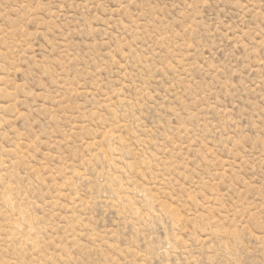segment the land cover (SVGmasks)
Masks as SVG:
<instances>
[{
	"label": "rangeland",
	"instance_id": "obj_1",
	"mask_svg": "<svg viewBox=\"0 0 264 264\" xmlns=\"http://www.w3.org/2000/svg\"><path fill=\"white\" fill-rule=\"evenodd\" d=\"M0 264H264V0H0Z\"/></svg>",
	"mask_w": 264,
	"mask_h": 264
}]
</instances>
